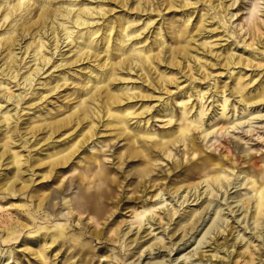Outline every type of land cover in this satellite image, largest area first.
Segmentation results:
<instances>
[{"label":"bare ground","instance_id":"bare-ground-1","mask_svg":"<svg viewBox=\"0 0 264 264\" xmlns=\"http://www.w3.org/2000/svg\"><path fill=\"white\" fill-rule=\"evenodd\" d=\"M234 1L0 0V60L3 61L0 74L6 76V79L0 78V100L3 98L6 103L11 102L19 108L18 112L17 109L11 113L10 110H5L7 106L4 108L0 101V127H5L4 138L13 139L9 134L11 132L13 135H20L22 141L29 144L25 156L11 146L12 141H6L0 146V169L5 166V170L12 174L8 177L6 173L8 179L5 180L0 177V194L13 199L18 197L19 201L20 197L33 201L35 212L45 210L44 201L49 195H35L38 187L33 189V186L36 180L43 182L51 178L60 168L75 159H78V164L94 162L95 155H84V150L105 142L99 139L106 134L109 139L125 141L124 146L115 153L122 161L138 160L137 165L134 164L137 166V183L145 185L144 196H150V201H143L129 213L132 218L129 220L128 230L117 227L109 229L117 235L118 238L115 239L121 242L120 245L129 252L128 254H139L136 264H143L140 263L143 254L144 258L156 254L146 264H166L163 257H159L162 252L160 249H164L168 255L179 242L185 244L201 226L203 217L208 213L207 209L215 201L217 193L222 190L227 192L230 186H240L241 180H244L242 184L246 192L238 195L240 205L235 206L238 207L236 210L233 207L231 212H237L240 207L244 208L240 225L247 216L251 219V224L239 230L234 227L228 229L229 219L227 216H221L222 210L218 212V208L221 209L218 207L208 228L204 232L202 228L198 233L202 235L196 237L193 243L200 245L205 243V239H211L212 242L208 245L211 248L208 251L212 252L210 258L228 252L221 260L224 261L226 256L230 264H237L239 257L243 258V264H264V255L256 252L258 254L255 256L250 245H247L253 242L251 237L244 243L245 249L250 253L244 251L233 254V249L238 245L237 240L241 242L245 238L242 230L248 229L254 237L261 238L262 245L264 243V170L260 171L252 165L244 170L226 164L228 162L217 160L211 152L206 153L204 146L196 143V135L200 134L205 139L218 131L223 134V130L237 128L238 120L251 121L257 117L260 112L258 108L264 106V5L260 8L258 0L253 1L247 8L245 21L240 26L237 25L239 29L236 30L230 21L237 14L231 10ZM116 9L120 11L117 12ZM144 16L146 17L142 20ZM242 29H245L243 36L248 38L243 37V44L238 48L237 33ZM230 38L231 42H225V45L222 43ZM17 49L20 52H16ZM18 54L21 56L18 57ZM54 54L55 58L52 57ZM28 64L30 65L26 66ZM81 66L83 67L79 71L75 69ZM24 68L27 69L23 72ZM45 73L51 80L41 82L40 85L52 94L57 93L63 85L68 87L75 82L76 86L71 94L74 97L69 101L75 100L65 112L60 113L59 106L56 110L59 113L57 116L52 113L49 118L41 120L40 125L34 121V124H28L29 126L23 129L18 125L20 112L40 107L47 100V95L43 96L40 90L35 88ZM54 73L59 74L54 76ZM79 73L85 76L83 80L78 79ZM131 73L136 74V80L141 82L136 84V81H132L133 78L129 77ZM67 74L73 75L76 81ZM53 76L56 79L52 81ZM70 79L72 81L69 82ZM53 82L56 83L53 85ZM20 85H23L24 91L15 94L12 87ZM28 95L31 96L30 101H38L23 107ZM209 97L213 99V104L217 103L211 112L205 104ZM173 100L179 103L178 108L173 104ZM139 102L140 105L136 107ZM161 114L167 117L168 124L175 125L165 131H152L150 120ZM133 120L135 121L132 123ZM235 120L237 121L234 122ZM12 122H15L13 127ZM220 123L222 126L216 128ZM178 144L185 150H182L186 160L183 167L192 176H183L186 178L181 181L182 184L169 185L170 188L167 184L161 188L163 182L159 187L153 183L150 188L156 187V190L154 193L147 192L149 186L144 184L146 177L153 172V167L161 157L174 159L175 155L172 153ZM221 144L224 142L221 141ZM36 154L37 160L34 159ZM178 163L175 165L180 167L182 164ZM24 168L31 179H23L25 174L22 175L21 171ZM196 175L197 178L194 177ZM34 176H37V179L34 180ZM99 176H106L105 170H101ZM235 180H238L237 183H234ZM165 190L172 200L178 197L179 201L182 198L177 207L172 202L167 203L172 200L163 196L166 194ZM94 194L88 196L86 203L95 204L92 211L98 216L104 213V208H98L97 201H104L110 193L104 191ZM189 201L195 203L180 209V206ZM25 204L20 203L18 207L24 208ZM231 206L229 203L228 207ZM176 219L178 220L175 221ZM126 221L128 222V219ZM133 221L137 222L136 226H133ZM171 223H174V227L170 229ZM24 225L29 224L26 221ZM43 228L46 229L40 238H33L37 241L35 247L27 243L26 248L31 249V253L43 264H47L48 249L59 235L63 236L64 227H38L35 232L38 233ZM157 229L162 231L156 232ZM231 231V239L217 244L216 235L225 232L229 234ZM235 231L238 232L236 237ZM177 232L179 233L175 237ZM212 233L214 236L211 237ZM14 234L12 228L7 227L3 240H13ZM163 235H166L170 242L166 244ZM180 235V240L176 241ZM26 241L28 242L27 239ZM10 249L12 250V247ZM155 250L157 253H154ZM108 257L106 255V264H110ZM156 258L157 260H154ZM170 262L173 264V259ZM181 262L182 260L179 264Z\"/></svg>","mask_w":264,"mask_h":264},{"label":"rangeland","instance_id":"rangeland-1","mask_svg":"<svg viewBox=\"0 0 264 264\" xmlns=\"http://www.w3.org/2000/svg\"><path fill=\"white\" fill-rule=\"evenodd\" d=\"M253 1H255V0H235L234 1L235 3L232 6L231 10H232V12H236L237 14L230 20L231 22H233V29L238 30L241 23H243L245 21V14L247 13V8H248V6L252 5L251 3ZM258 2H259L260 8H262L264 5V1L258 0ZM230 3H231V1H230ZM263 9H264V7H263ZM116 11L119 12L120 10L116 9ZM260 14H261V11H260ZM145 17L146 16L142 17V20ZM237 25H239V26H237ZM236 26H237V28H236ZM244 30L245 29H242V31H239L240 33H237V36H238L237 40H239V45L237 46L238 48H241V45L243 44V37L245 39L248 38V36H246V35L243 36ZM150 34L151 33H149V36H150ZM231 41H232V39L230 38L227 41H223L222 43L225 45ZM225 42H227V43H225ZM63 45H65V44H63ZM65 49L66 48H63V50H65ZM16 52H20V50L17 49ZM48 52L51 53L50 50H48ZM49 53H47L48 56L50 55ZM54 55L52 56L53 58L56 57V54H54ZM20 56H21V54H18V57H20ZM1 57H0V59H1ZM29 59H27V61ZM2 62L3 61L0 60V66L2 65ZM29 65L30 64H28L26 66H29ZM48 67H49V65L46 66L45 69H47ZM82 67L83 66H81L79 68H75V69H77L79 71ZM26 69L27 68H24L22 71L24 72ZM58 74L59 73H57V74L54 73L53 75L58 76ZM67 75H69L71 78H73V81L74 80L76 81V79L74 78L73 75H71V74H67ZM54 76L52 77V81L54 80V78L56 79V77H54ZM41 77H42L41 80L37 82L38 84L35 86V88L39 89L40 93H42L43 96L47 95L46 96L47 100L40 107H33L32 110L31 109H29V110L25 109V110L20 112V114H19L20 118L18 121V125L23 129L27 128L34 121H35V124H39L41 122V120H43L46 117L49 118L50 115L52 116L53 114H55L53 116H57L56 114H59V113L56 110L59 106H61L59 108V110H61L60 113L65 112L69 108V104H72L75 100L74 99V100L69 101V99L74 97V95H71V94L74 90L73 88L76 86L75 82L71 83L68 87H67V85L66 86L63 85L58 90L57 93L55 92L52 94V93H49L46 91V89H47L46 87H43V85H40L41 82L45 83V81L48 82V80L49 81L51 80V79L47 78L48 74L45 73ZM84 77L85 76L82 75L81 73L78 74L79 80H83ZM129 77H132L133 78L132 81H136V84L141 82L138 79L136 80V74H134V73H131V75ZM0 78L6 79V76H3V75L1 76V74H0ZM45 78L47 80H45ZM181 80H184V78H181ZM70 81H72V79H70L69 82ZM227 81H229V80H227ZM20 82H22V79ZM55 83L56 82H53V85ZM131 84L132 83H130V86H131ZM13 85H14V83L11 84V86H13ZM205 86L206 85H204V87ZM12 90H14L15 94H18V93H21L22 91H24V88H23V85H20V86L12 87ZM28 97H30V98H28ZM30 99H31V96L28 95L25 99V101L26 100L27 101L25 104H23V107H26V106L28 107V105L30 103L38 101V100L30 101ZM193 99H191V100H193ZM215 99H216V97H215ZM231 99L232 98H230V100ZM0 101L2 102L4 108L7 106V108L5 110H10L11 113L16 112L17 109H18L17 112L19 111V108L12 105L11 102L6 103L3 98ZM152 104H154V103H152ZM173 104H175V107L178 108L179 103H176L173 100ZM205 104H206V106L208 105L209 112H211L214 110V108H216L217 103L213 104V99L211 97H209L207 99V101L205 102ZM139 105H140V102L137 104L136 107H138ZM258 110H260V112L256 115L257 117L253 118L251 121H248L246 119H242V120H238V121L235 120L234 122L237 121V124H238L237 128L233 127V128H228L225 131L223 130V134L220 131H218L217 134L214 133L205 139H203L202 138L203 136L200 134L196 135V143L199 146L200 145L204 146L206 153L209 154L211 152L210 154L213 157H215L217 160H221L225 163L228 162L226 164H232V165L238 166L239 168H242V169L250 168V166L252 165V166H254V168L260 169V171H263L264 170V106L261 105L258 108ZM47 112L49 115L46 114ZM240 115H239V117L242 116V115L241 116ZM233 119H235V117H233ZM134 121L135 120H133L131 122L133 123ZM221 122H223V121H221ZM214 123H216V122H214ZM150 124H151L150 129H152V131H163V130L165 131V130L170 129V126L173 127L175 125L173 123L168 124L167 123V117L165 118L163 116V114L154 116L153 119L150 120ZM13 126H15V122H12L11 127H13ZM221 126H222V123H220L218 126H216V128H219ZM4 128L5 127H3V128L0 127V146H2L6 141H12L10 144L16 151H19L24 156H25V154L27 155V153H28L27 152V146H29V144H25V142L22 141V138L20 137V135H18V134L13 135L14 133H11V132L9 134H10V136H12L13 139H9V137H8V139L4 138V136H5L4 135ZM108 133H107V135H108ZM105 135L106 134H103V138L99 139L100 141L105 140V142H103L102 144L95 145L94 148H92V149L87 148V150L86 149L84 150V153H85L84 155H90V154L95 155V161L94 162L89 163V164L82 162V163L78 164V159H75V160L69 162L67 165H65L64 168H60V170H58L56 172V174H58V175H56L54 173L51 178H49L47 180L45 179L43 182L36 180V182L33 186L34 187L33 189H36L38 187L35 195H44V194L49 195L48 199H46L44 201V207H45L44 209L45 210L35 212V206H34L33 201H28V199H25L24 197H20L21 201H19V200H17L18 197H17V199L16 198L13 199L9 196L0 194V251H1L0 252V264H6V263L7 264H43L40 261V259L35 257L36 256L35 254L31 253V252H33L31 249L29 250L26 248L27 247L26 244L28 243L29 246L35 247V245L37 244V241L34 240L33 238H35V237H36L35 239L40 238V235H42V233L45 231L46 228L45 229L43 228L38 233H36L35 231L38 227H45V226H48L50 228H53L55 226H57V227L63 226L64 227V230L62 232L63 236L59 235L57 237L56 241L54 242L55 244L53 243L50 246V248L48 249L49 254H48L47 264H83V263L85 264V261H86V264H102V263L106 264L104 262L106 255H107V257L109 255L107 260L110 262V264H136L137 261H139L138 260L139 254H136L134 256H132L133 253H132V255H131V253L128 254L129 252L126 251L125 248H123L120 245L121 242L117 241L118 239H115V238H118L117 235L115 233H112L110 230L112 227L113 228L117 227V229H122V230L124 228V229L128 230L127 227L130 224V221L132 218V215L129 213L131 212L133 207H138L139 205L142 204L143 201H150V198H149L150 196L149 195L144 196L145 193L143 192V190L145 189V185H141V184L137 183V181H138L137 172H136L137 166H134V164L137 165L138 160L137 159H134V160L133 159H131V160L127 159V161H122L119 159L118 154H116L120 150L119 148H122L124 146L125 141L121 140V139L120 140L109 139V138H107L109 136H105ZM104 137H106V138H104ZM110 137H111V135H110ZM217 139H219V140L217 141ZM221 141L224 142V144H221ZM21 144L23 145V148H22ZM45 148H47V147H45ZM0 150H2V149H0ZM21 150H22V152H21ZM174 150L175 151H173V153H172L175 155L174 159H172V157L168 158V159L165 157H161L160 160L157 161L156 165L153 167V172L148 177H146L144 184H146L147 187L149 186V189L146 190L147 192L150 191V192L154 193V191L156 190V187L161 186L162 182L164 184L161 188H164V186H166V184H167V186H169V185L172 186V185L177 184V183H179V185H180V184H182L181 181H183L184 178H186L188 175H191V174H189V172H186L185 168L183 167L184 164L186 165V160H185V157L183 156V153H182L183 152L182 150H184L183 147H181V145L178 144L177 147L174 148ZM34 153H35V151L32 152V155H34ZM43 154H45V153H43ZM180 155H181V157H180ZM80 156H82V155H80ZM114 156H116V157H114ZM246 157H248V158H246ZM34 159L35 160L38 159V154L35 155ZM182 159H183V161H182ZM194 159H196V158L194 157ZM178 162H181V164H182V165H180V167H178V165H175V164H179ZM173 165H174V167H173ZM119 168L122 172L121 171L119 172ZM5 169H6L5 166H3L2 170L0 169L1 170L0 174L4 173L0 177L4 180H5V178L8 179V177H10L12 175V174H10V172H8ZM8 169H10V168H8ZM101 170H105L106 176H104V177L99 176V173ZM25 171H26L25 168L21 171L22 175L25 174L22 176L23 179L24 178H25L24 180L31 179L29 176V173L25 172ZM65 171H67V172H65ZM235 171H236V169H235ZM6 173H7L8 177H6V175H5ZM27 173H28V175H27ZM132 173H133V175H132ZM135 173H136V175H135ZM97 175H98V177H96ZM183 176H186V177H183ZM36 177L37 176H34L33 179L34 180L37 179ZM194 177L197 178L198 175H196ZM241 177H243V174L240 176V179H241ZM1 178H0V181H2ZM232 178H234V177L232 176ZM110 179H111L112 183H111ZM131 179L133 182L132 181L130 182ZM154 179H156V180H154ZM162 179L163 180L165 179V180L161 181ZM155 181H157V182H155ZM237 181L235 180L234 183H237ZM149 182H152V183H149ZM105 183H106V185H105ZM153 183L156 184V187L150 188ZM242 183H244V180H241L240 186L237 184L236 187H233V186L228 187L227 192L223 191V190L219 191L217 193V197L215 198V201L213 202V204H211L212 208L209 207L207 209L208 213H206L204 215L203 222H202L201 226L198 227L197 232L194 235H192V237L189 238L185 242V244H182V242H179L181 244L178 243V245H176L178 248L176 246H174L175 249L173 250V252L168 253V255L166 254L167 252H165L164 249H160L162 251V252H160L161 255L159 256L160 259L163 257V261H166L165 262L166 264H171L170 260H172V259L174 261L173 264H179V262L181 260H182V262L180 264H226V263H228L229 259L226 256L224 258V261L221 260V257L225 254L227 255L228 252H222L220 255H218V257L210 258V255L212 254V252L208 251L211 249L210 247H208V245L212 242L211 239H209V238L205 239V243L200 244V245H197V243H193V242H194L196 237L199 238L202 235V233H200L198 235V233L200 232V230L202 228H204L202 232H204L206 230V228H208V225H210L209 223H211L212 218L215 217V213H216V210L218 207H221V209L218 208V212H220L222 210V212L220 213L221 216L223 215L222 216L223 218L225 216H227V219H229L228 223H230V226L228 227V229L234 227V228H236V230L237 229L239 230L242 227L246 228L247 225L251 224L252 221L247 216L245 221L240 225L241 220L244 217V211H242V210H244V208L240 207V209L237 212H233V213L231 212V209L233 207L240 205V203L238 202V200L240 199L238 197V195L244 194L246 192L245 186ZM170 186H169V188H170ZM40 188H42V190H40ZM161 188L159 190H161ZM159 190L157 192H159ZM39 191H40V193H39ZM44 191H46V192H44ZM104 191L110 193V195L104 201L103 200L97 201V203H98L97 207L98 208H104V213L101 215L98 214V216H96L95 215L96 212L92 211V209L95 207V204L94 203L88 204L86 202H87L89 195L94 194V193L96 194L99 192H104ZM165 193L167 195L165 194L163 196L168 198V200H172V197L169 198V196H168L169 194L167 193L166 190H165ZM178 193H180V192H178ZM154 199L155 198L153 197L152 200H154ZM192 199H193V197L190 199V201ZM181 200H182V198L179 199V201H178V197H177V198L173 199L172 201H167V203L172 202V204H174L177 207ZM105 201H106V203H105ZM190 201L188 203H184L182 206H180V209L185 207L187 204L192 205V203H195V202H190ZM200 201H201V199L197 203H199ZM20 203H26L25 204L26 206H24V208H19L18 205ZM229 203L232 205L231 207H228ZM172 204L169 205V207H171ZM79 206H80V208H79ZM8 207L10 209H8ZM191 207L196 208L197 206H191ZM89 208L91 209L90 211H89ZM210 208H211V210H209ZM237 208L238 207H235L234 209L236 210ZM72 209L74 212L72 211ZM105 209L108 211H106ZM70 210L72 211V213L67 214ZM75 211H76V213H75ZM113 212H114V214H113ZM213 212H214V214H213ZM248 213H249V210H248ZM50 218H52V219H50ZM127 219H128L129 223L126 221ZM178 219H176L175 221H177ZM24 220L27 221V224H29L28 226H26V225L23 226V224H26V221H24ZM20 221H21V223H20ZM14 224H16V225H14ZM152 224L154 226H156L154 223H152ZM136 225H137V222L133 221V226H136ZM225 226H226V224H224V227ZM7 227L9 229L12 228V231H14L15 236L14 235H13L14 237L12 236L13 240L12 239L5 240L7 242L6 243L3 239L5 238V230L7 229ZM173 227H174V223H171L170 229ZM26 230H27V232H26ZM155 231L159 232V231H162V229H157ZM232 231H234V229ZM232 231L229 234L227 232H225V233H221L219 235H216L215 238L218 240L217 244L218 243H224L226 241V239L227 240L231 239V237H232L231 234L233 233ZM69 232H70V234H69ZM106 232H108V233H106ZM242 232L245 233V238L241 242H239V240H237L238 245H236V247L233 249V254L237 255V254H240V252L242 253L244 251H247L245 249L246 244L244 245V243L246 242V240L249 239V237H251L253 242H251L250 244H247V245H250V248L252 249V251L255 252V256L258 253L261 256L264 255V243L262 245L261 238L254 237L248 229L242 230ZM166 233H167V230H166ZM178 233L179 232L176 233L175 237H177ZM237 233H238L237 231L234 232V237H236ZM112 234L113 235L115 234V236H113ZM189 235H188V237H189ZM181 236L182 235H180L176 239V241H179ZM212 236H214L213 233L211 234V237ZM15 237H17V238H15ZM25 238L28 240V242L26 241ZM163 238H165L164 242L167 244L169 239L167 238L166 235H163ZM33 240H34V242H33ZM80 242H81V244H78ZM231 242H232V240L229 241V244ZM117 244H118V246H117ZM8 245H11V246L9 247ZM47 246H49V243ZM212 246H214V244ZM11 247H12V250L10 249ZM79 247H80V249H79ZM52 249H53V252H52ZM230 250H232V249H230ZM224 251H225V249H224ZM68 252L70 254H68ZM247 252H249V251H247ZM256 252H258V253H256ZM54 253H55V255H54ZM154 253H157V251L155 250ZM75 255L77 257H75ZM86 255L89 259L86 257ZM155 255L156 254L147 255V257L144 258L145 254H143V256L140 258V263L143 262V264L144 263L146 264L147 262L150 261V258L155 256ZM54 257H56L57 259H55ZM177 257H178V259H177ZM185 257H187V258H185ZM100 259L102 261H100ZM174 259H177V261ZM154 260H157V258ZM243 263H244L243 258L239 257L237 264H243ZM228 264H230V262ZM233 264H234V262H233Z\"/></svg>","mask_w":264,"mask_h":264}]
</instances>
